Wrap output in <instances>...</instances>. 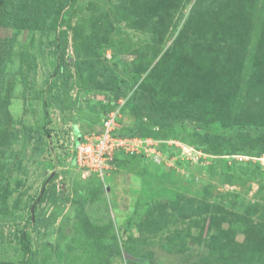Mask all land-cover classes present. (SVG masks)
Returning <instances> with one entry per match:
<instances>
[{"label":"rangeland","instance_id":"374dc122","mask_svg":"<svg viewBox=\"0 0 264 264\" xmlns=\"http://www.w3.org/2000/svg\"><path fill=\"white\" fill-rule=\"evenodd\" d=\"M66 1L0 0V264H264V0Z\"/></svg>","mask_w":264,"mask_h":264},{"label":"trees","instance_id":"16d2710c","mask_svg":"<svg viewBox=\"0 0 264 264\" xmlns=\"http://www.w3.org/2000/svg\"><path fill=\"white\" fill-rule=\"evenodd\" d=\"M66 6H67V1L64 2V0H47L43 12L40 15H38V17L41 19L42 24L43 23L45 24L46 17L49 16L51 19V22H50L51 25L49 26V29L51 31L56 32L59 29V26H60L59 24L61 21V15H62L64 9L66 8ZM22 23H23V27L26 29H30L32 27V23L30 22L29 19L22 20ZM61 39H63V38H61ZM62 41H65V40H62ZM107 81H108L109 88L112 89L113 91H115L119 88L118 86H116L114 80L108 79ZM149 109L153 114L161 113V115L164 117V119L167 122L176 121V120L193 121L194 116H195L193 109L190 107H185V108H181L179 110L173 111V110L169 109L167 106H164L163 104H160V103L154 102V101L149 103ZM262 127H263V125H261L260 122H255V123L247 124V125L243 126L242 128H240V130L243 133H252L254 131L255 132L259 131ZM207 137L212 143H214L218 146L225 145L232 138L231 136L224 137V138H216L215 136H212L210 134H208ZM28 243H30V242H28ZM28 246L29 245L27 244L26 247H28ZM109 249L111 252H114V248L110 247ZM116 253L120 254L121 252L117 251ZM4 264H6V263H4Z\"/></svg>","mask_w":264,"mask_h":264},{"label":"built area","instance_id":"2783aa9c","mask_svg":"<svg viewBox=\"0 0 264 264\" xmlns=\"http://www.w3.org/2000/svg\"><path fill=\"white\" fill-rule=\"evenodd\" d=\"M117 122L115 117L108 118L104 123V129L95 140L84 138L76 146V155L81 169L89 172L103 173L111 156L122 148V139L114 136L116 134ZM108 170V169H107Z\"/></svg>","mask_w":264,"mask_h":264}]
</instances>
